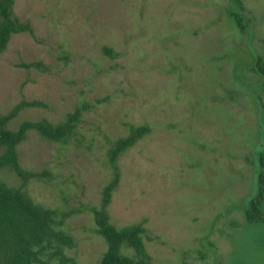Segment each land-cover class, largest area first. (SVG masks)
Instances as JSON below:
<instances>
[{"label": "rangeland", "instance_id": "rangeland-1", "mask_svg": "<svg viewBox=\"0 0 264 264\" xmlns=\"http://www.w3.org/2000/svg\"><path fill=\"white\" fill-rule=\"evenodd\" d=\"M16 0L34 35H13L0 55V115L39 100L19 120L58 121L88 104L66 142L35 131L19 146L21 165L47 174L26 187L56 208L75 238L65 264H99L106 249L94 209L112 169L108 138L129 125L151 132L119 159L109 206L122 227L145 221L149 264H264V224L244 209L257 190L264 152V0ZM240 11L241 30L230 15ZM112 47L116 57L102 52ZM41 60L48 71L20 62ZM0 177L14 186L10 171ZM264 210V203H263ZM59 263L54 249L44 255Z\"/></svg>", "mask_w": 264, "mask_h": 264}, {"label": "trees", "instance_id": "trees-1", "mask_svg": "<svg viewBox=\"0 0 264 264\" xmlns=\"http://www.w3.org/2000/svg\"><path fill=\"white\" fill-rule=\"evenodd\" d=\"M233 2L242 9L243 0ZM15 4L16 0H0V55L8 48L13 35H34L32 24L21 20L15 13ZM230 15L239 28L245 31L247 24L241 12L231 10ZM102 52L113 58L117 56L112 47L104 46ZM19 66L48 71L47 65L41 60L22 61ZM253 69L263 78L264 87L263 56L258 55L254 59ZM43 105L39 100L22 99L8 113L0 115V173L5 170L13 172L21 181L20 186H14L0 177V264H65L69 261L66 248H73L76 244L73 235L58 228V219H64L67 215L62 216L58 209L37 203L26 190L32 179L42 178L47 172L23 167L19 146L32 131L45 140L68 141L77 134L88 104L77 105L73 110L65 112L58 121L46 117L18 119L25 108ZM150 132L148 125L130 124L126 136L108 138L107 157L112 175L102 189L99 208L94 209L97 232L106 243L99 264H149L151 260L145 242V221L118 227L112 222L109 213L113 194L121 180V155ZM259 164L261 170L257 177V190L244 209L246 221L252 224H264V152L260 154ZM49 249L55 250L59 263L44 258Z\"/></svg>", "mask_w": 264, "mask_h": 264}]
</instances>
